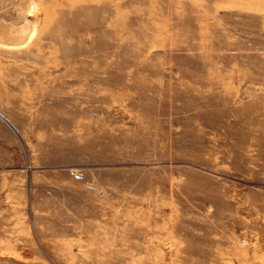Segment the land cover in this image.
I'll return each instance as SVG.
<instances>
[{
    "label": "rangeland",
    "instance_id": "rangeland-1",
    "mask_svg": "<svg viewBox=\"0 0 264 264\" xmlns=\"http://www.w3.org/2000/svg\"><path fill=\"white\" fill-rule=\"evenodd\" d=\"M0 264H264V0H0Z\"/></svg>",
    "mask_w": 264,
    "mask_h": 264
}]
</instances>
